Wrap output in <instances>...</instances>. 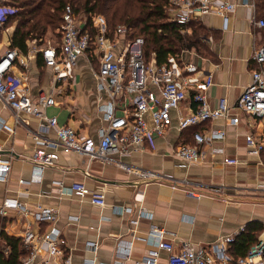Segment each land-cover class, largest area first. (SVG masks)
I'll return each instance as SVG.
<instances>
[{"label": "crops", "instance_id": "obj_1", "mask_svg": "<svg viewBox=\"0 0 264 264\" xmlns=\"http://www.w3.org/2000/svg\"><path fill=\"white\" fill-rule=\"evenodd\" d=\"M230 1L236 9L227 19L208 15L198 21L207 32L201 53L193 48L180 58L200 69L198 74H189L191 82L201 81L207 74L213 76V85L206 92L212 108L221 99H227L230 106L237 104L257 68L253 55L264 46V27L252 22L254 18L264 21V6L260 7L258 0ZM12 33L13 29L4 30L1 52L11 48ZM57 39L54 46L60 44V37ZM31 42H27L26 52L11 48L18 51L22 62H16L11 74L22 80L34 100L41 92L53 93L56 105L45 108L46 116L57 117L59 124L99 140L100 128L105 125L100 107L107 100L97 88L96 57L82 56L72 69L73 77L56 85L53 69L45 65L39 52L40 42L39 46ZM193 96L194 89L189 91L180 112L187 114L196 108ZM177 114L173 111V116ZM231 115L239 118L238 124L216 119L183 132L174 126L164 137L156 136L140 148H130L126 155L116 156L130 168L156 172L180 182L188 180V185L174 188L171 182L146 181L116 163L89 160L76 152H60L59 159L45 169L39 181L32 180L31 158L38 149L35 137L54 139L55 131L27 113H22L17 122L12 110L0 101V160L10 164L7 180L0 181V253H9L1 234L15 237L26 252L21 262L28 255V248L20 236L29 226L36 231L40 227L31 213L6 209L2 215L3 204L9 199L18 200L30 212L40 207L56 211L57 221L53 225L60 229L63 246L71 254L73 264H138L155 250L138 237L154 227L169 233L167 239H174L176 252L184 244L210 250L249 226L259 233L258 240L263 239L264 115L253 116L238 109H233ZM217 130L224 131L225 137L201 146L203 161L189 164L175 155L180 144L195 143V133ZM249 136L262 144L259 154L250 152ZM228 159L238 163L227 164ZM20 180L29 182L21 184ZM75 183L103 194L105 205H95L90 195L72 191ZM125 208L132 212H124ZM134 219H138L137 225L132 224ZM48 226L42 224V231ZM158 253V264H168L167 252ZM43 259L41 254L38 261Z\"/></svg>", "mask_w": 264, "mask_h": 264}, {"label": "built area", "instance_id": "obj_2", "mask_svg": "<svg viewBox=\"0 0 264 264\" xmlns=\"http://www.w3.org/2000/svg\"><path fill=\"white\" fill-rule=\"evenodd\" d=\"M10 1L0 0V37L11 9L8 5ZM235 9L236 4L230 0H170L168 13L172 21L187 25L201 21L208 15H219L227 19ZM255 21L254 18V24L264 27L263 20ZM86 24L87 19L79 17L73 7L67 5L62 15L59 46H39L37 39H33L31 43L39 46L45 65L53 69L56 85L73 77L72 69L78 65L82 56L91 54L96 57L97 69L94 76L97 88L107 100L100 107L105 125L100 128L99 140L82 135L70 126L59 124L57 117L46 116L45 108L56 105L53 93L41 92L35 100L32 99L22 80L11 74L12 68L19 61L18 51L11 48L5 52L0 50V101L12 110L17 122L21 120L22 113H27L37 116L44 122L45 128L55 131L54 139L35 137L38 149L31 158L34 165L32 180H42L43 172L56 163L60 152H76L89 160L116 163L146 181L171 182L174 188L182 184L188 185V180L180 182L156 172H140L130 168L116 156L126 155L130 148H140L156 136L164 137L174 126L183 132L216 119H228L232 124H238L239 118L231 115L233 109L253 116L264 115V46L253 55L257 68L237 104L230 106L227 99H221L217 107L212 108L206 94L213 85L211 74L204 75L201 81L193 83L189 74L200 73L195 64L183 63L180 66L174 57L170 58L169 65L158 66L154 60L147 63L144 57V39L139 37L131 40L127 27L120 25L110 35L106 19L96 16L93 28L97 32L93 34L90 30H84ZM192 89L197 106L184 114L180 110ZM173 111L178 113L177 116H173ZM224 137V131L217 130L209 134L197 132L194 134V144H180L174 153L186 163L196 164L204 159L202 145ZM247 142L251 153H260L263 146L253 136H249ZM226 163L237 164L238 161L228 159ZM9 172L10 164L0 160V181L7 180ZM28 182L20 180L21 184ZM71 190L90 195L91 202L95 205L104 206L106 203L103 194L91 192L84 184L75 183ZM191 193L195 194L193 190ZM6 209L31 213L34 222L40 226L39 231L29 226L20 236L28 248V255L19 264H73L71 254L63 246L60 229L53 225L57 221L54 209L40 207L30 212L16 199L4 202L2 215ZM124 212L131 213L132 209L125 208ZM44 223L49 224V229L42 231L41 225ZM132 224L137 225L138 219L132 220ZM168 234L166 230L154 227L145 235L139 236V240L153 246L155 250L138 264H158V250L167 252L168 264H264V238L258 240L248 253L233 258L229 254V246L235 236L221 240L210 250L184 244L176 252L174 239L168 240ZM41 254H44V259L39 262Z\"/></svg>", "mask_w": 264, "mask_h": 264}, {"label": "trees", "instance_id": "obj_3", "mask_svg": "<svg viewBox=\"0 0 264 264\" xmlns=\"http://www.w3.org/2000/svg\"><path fill=\"white\" fill-rule=\"evenodd\" d=\"M260 7L264 0H258ZM170 0H11L10 12L7 14L4 30L15 23L11 36V48L27 51V42L44 38L49 31H56L62 25L64 8L71 5L79 17L87 19L84 30L97 32L93 28V19L103 16L112 35L116 28L123 25L129 29L128 37L144 39V57L146 62L152 60L158 66L170 64L174 57L182 66L183 53L193 48L198 52L204 49L203 36L207 32L198 21L181 25L171 20L168 13ZM9 248L8 256L0 253V264H19L26 255L19 239L1 234ZM259 233L249 226L239 233L229 254L238 258L248 253L257 243Z\"/></svg>", "mask_w": 264, "mask_h": 264}, {"label": "rangeland", "instance_id": "obj_4", "mask_svg": "<svg viewBox=\"0 0 264 264\" xmlns=\"http://www.w3.org/2000/svg\"><path fill=\"white\" fill-rule=\"evenodd\" d=\"M15 23H12L8 26V29H14L15 28ZM61 36L60 33V28H58L56 31H54V33H52V31H49L47 33V35L42 38V39H37L38 42H40L41 45H56L57 43V38H59Z\"/></svg>", "mask_w": 264, "mask_h": 264}]
</instances>
